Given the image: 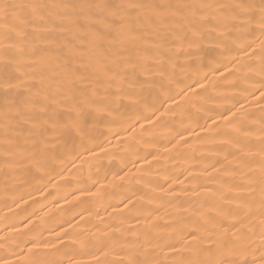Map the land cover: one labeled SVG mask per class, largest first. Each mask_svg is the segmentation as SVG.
I'll return each mask as SVG.
<instances>
[{"label": "snow or ice", "instance_id": "obj_1", "mask_svg": "<svg viewBox=\"0 0 264 264\" xmlns=\"http://www.w3.org/2000/svg\"><path fill=\"white\" fill-rule=\"evenodd\" d=\"M206 42L221 47L222 54L235 50L258 58L259 69H250L248 95L259 93L255 102L264 113V0H0V183L6 194L13 193V204L23 202L17 209L27 213L24 231H32L29 216L46 206L29 213V203L53 197L55 204L74 182L96 189L100 198L119 189L139 191L138 185L150 181L138 173L158 159L148 160L152 151L166 144L171 146L164 149L167 154L201 140L207 135L198 124L201 118L205 124L212 121L208 127L216 129V136L226 137L219 145L229 147L225 160L234 159L226 165L216 160L220 167L203 177L209 183L196 185L202 192L189 195L185 187L168 198L182 204L203 200L199 207L179 211L173 225L186 223L167 237L151 231L158 224L148 216L159 208L149 204L147 215L130 216L136 225L122 230L133 233L120 249L124 259L107 260L108 234L97 240L95 233L85 235L88 230L64 220L69 227L58 225L55 246L35 236L25 241L31 245L27 259L0 257V264H264V116L260 136L252 140L253 126L246 123L252 113L240 100L232 105L235 111L208 106L209 97L202 95L206 77L187 75L197 61L205 66ZM166 101L172 102L169 107ZM192 121L201 133L194 134ZM221 122L223 129L217 127ZM101 180L105 185L97 187ZM173 187L179 185L162 192ZM74 191L85 195L79 187ZM209 202L216 203L215 215L200 211ZM119 204V214L136 208L127 195ZM76 216L80 212L71 220ZM142 219L147 231L140 230ZM83 222L81 216L77 225ZM141 236L150 245L143 260ZM157 249H167L165 260L148 258ZM60 252L61 259L50 258ZM85 253L87 262L75 258Z\"/></svg>", "mask_w": 264, "mask_h": 264}, {"label": "bare ground", "instance_id": "obj_2", "mask_svg": "<svg viewBox=\"0 0 264 264\" xmlns=\"http://www.w3.org/2000/svg\"><path fill=\"white\" fill-rule=\"evenodd\" d=\"M259 43V42H257ZM205 48L208 52L204 54V67L199 66V61L191 69L188 70L187 75L190 78H195L197 73L200 77H206L207 80V91L202 95L209 97L208 106L211 108L220 109L223 107L229 108L231 111H235L232 105L236 100H240V104H243L246 111L252 113L250 119L246 122L253 126V134L251 136L252 140H257L260 136L259 129L261 127V117L264 113H261L258 109L260 104L256 103V93L255 96H249L248 91L253 87L252 80L248 77L251 76L250 69H259V60L257 57H248L244 53L239 51H231L222 54V48L217 47L215 43L206 42ZM247 51V50H246ZM250 60H254V64H249ZM219 68L218 72L211 71L212 68ZM227 70V71H226ZM228 71L232 72V75H228ZM221 74L224 78L221 79ZM201 84L205 83L204 79L199 81ZM212 97H220V99H211ZM224 97H229L230 99L225 100ZM241 97H246V99H241ZM161 100L164 96L160 97ZM174 99H179L174 96ZM171 101L165 102V107L171 105ZM264 103V102H261ZM240 104H236V108L240 107ZM156 106L159 107V100L156 101ZM183 106H181L182 108ZM172 111L179 113L181 109H173ZM163 112V109H161ZM171 113L169 114V116ZM227 115V113H225ZM213 119H216L214 116ZM189 121L185 120V124ZM212 121H208L205 124L203 118L198 121L199 125H203L204 129L207 131V135H202L201 140H190L188 145L178 146L175 151L164 154V149L166 147H171L170 145L162 144L158 149L152 151V156L148 157V160H152V157H157V161L151 163L150 166H145L144 169L138 173V175H144L147 181L143 182L139 187V191L133 189H119L115 194H109L100 198L96 194V189H88L86 185H77L75 182L68 187L67 190L72 191V195L68 196L66 194L67 190H62L61 195L65 196V199L70 203L66 204L65 199H57L56 203L53 204L50 201L53 197H49L48 200H40L37 204H28V212L31 213L33 209L40 208L42 205L43 211L36 213V217L29 216V219L33 220V225L30 227L32 231H24L23 224L27 223L25 220V215L27 213L18 210L17 205H22L23 202L20 200L16 201V204L12 203L13 193L6 194L3 191V185L0 183V257L5 259H27L29 256V248L31 245H25V241L35 237L41 236L48 243L55 246L57 241L54 239L57 233L60 232V227L62 225L65 229L69 227L68 224H63L64 220H69L76 230L86 229L88 230L85 235H90L95 233L94 239H99V237L108 234L111 239L108 240L109 255L107 256L108 261L119 260L126 258L125 253L121 252V247L128 244V240L125 239L126 236L130 237L133 233H124L123 228L134 227L136 225V220L130 219V216L139 214L147 215L149 212V204L152 208H159V211H152L151 215L148 216V220L151 223L158 224V227L151 229L152 233L155 235H163L167 237L173 228L182 227L186 221H181L178 225H173V220L179 219V211L184 209H189L193 205L199 207L201 201H189L187 203H181L180 201H173L168 203L167 200L170 196L176 195L181 189L187 187L190 189L188 193L191 195L192 191L202 192L203 189L196 188L197 184H206L209 181L203 179V177L212 173L214 168H219L220 165L216 164V160L219 159L221 164L226 165L229 161H233L232 156H229L225 160V156L229 151V147L221 148L226 137L221 134L216 136L214 133L216 129H209L208 125ZM196 121L191 122V128L194 129V134L201 133V128L198 126ZM219 129H223L224 125L221 122L218 126ZM161 134H165L167 129H160ZM183 135H188L184 133ZM179 139V138H178ZM175 143V142H174ZM148 147V146H142ZM151 150V149H150ZM108 163V160H105ZM71 167V166H70ZM131 167V165H129ZM207 168V173L204 169ZM67 171V170H65ZM94 171V170H93ZM78 173H73V176ZM88 169L85 166L84 175L87 176ZM103 175V173H101ZM191 175L193 178L188 180L187 177ZM224 175V174H221ZM111 176V173H109ZM200 177V179H197ZM92 179H95L93 177ZM167 181V183H164ZM183 181V183H180ZM91 183V181H89ZM135 183V182H134ZM217 186H219V181H215ZM178 184L179 187H173V192L167 193L162 192L163 189H167L171 185ZM105 185V181L101 180L100 184ZM77 187L85 193L81 196V192L74 191ZM227 187V183L225 184ZM22 190H17L14 194L20 195ZM238 192L239 190H234ZM91 192L93 195L89 196L88 193ZM133 192L135 194L133 195ZM124 195L128 196V199L134 200L136 208H134L131 213H121L123 208L119 201ZM32 196L36 197L37 193L32 192ZM76 197H80L77 200ZM24 200L28 201L29 197L24 196ZM258 200V197H257ZM128 201L125 200V203ZM239 202L233 203V208L237 206ZM215 202H209V204L200 209L201 212L211 211L215 215ZM87 211H83V209ZM80 212V216H76V220H71L74 213ZM84 217V222L77 225V221ZM259 217H257L258 219ZM167 225L168 227H165ZM211 227V223L208 225ZM120 229V231H117ZM16 230H21L20 234H16ZM140 230L147 231L145 221L142 219L140 222ZM135 231V228H134ZM141 259H144L143 253L148 251L150 245L145 242V237L141 236ZM154 243V242H152ZM164 251L157 249L156 252H149V259H159L165 260ZM7 253V255H6ZM15 253V255H12ZM98 255V254H97ZM50 258L61 259L62 252L52 253ZM76 259L83 260L87 262L89 256L85 253L75 257ZM171 259V257H168Z\"/></svg>", "mask_w": 264, "mask_h": 264}]
</instances>
